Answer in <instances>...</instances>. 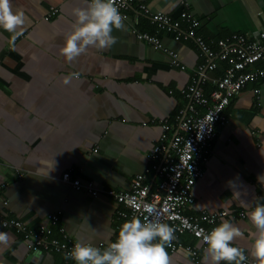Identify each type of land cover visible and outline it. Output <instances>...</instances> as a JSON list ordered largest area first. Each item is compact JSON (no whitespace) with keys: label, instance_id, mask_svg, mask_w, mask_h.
I'll list each match as a JSON object with an SVG mask.
<instances>
[{"label":"crops","instance_id":"0c3cea01","mask_svg":"<svg viewBox=\"0 0 264 264\" xmlns=\"http://www.w3.org/2000/svg\"><path fill=\"white\" fill-rule=\"evenodd\" d=\"M88 2L11 0L13 12L25 15V35L13 42V34L0 29V197L7 200L5 207L0 202V210L31 231L47 225L53 237L94 246L115 242L122 221L116 212L126 209L107 193L93 197L75 190L62 173L69 171L103 190L126 191L139 173L148 184L156 181L152 166L160 161L150 155L162 134L169 141L177 130L188 103L182 90L203 57L193 41L174 40L130 10L123 29L112 32L114 45L89 48L67 61L60 49L75 22L73 9ZM182 2L214 50L217 40L234 34L253 37L264 29V0H135L134 5L144 4L185 27L179 16ZM51 7L56 13L45 19ZM135 28L157 34L185 68L172 65L164 50L138 40ZM216 64L217 70L206 71L209 86L224 71L221 60ZM263 65L259 60L253 66ZM73 73L78 76L65 85L63 78ZM224 113L228 122L216 125L185 212L199 218L224 211L216 226L229 220L239 227L243 236L235 245L254 259L249 233L255 229L247 212L264 204V77L232 97ZM51 215L57 216L54 223ZM0 233L8 236L0 244V264H76L61 253L30 251L14 228L0 225ZM180 242L194 246L198 259L191 261L181 246L167 250L171 264H210L206 247L196 238L183 233Z\"/></svg>","mask_w":264,"mask_h":264},{"label":"built area","instance_id":"2783aa9c","mask_svg":"<svg viewBox=\"0 0 264 264\" xmlns=\"http://www.w3.org/2000/svg\"><path fill=\"white\" fill-rule=\"evenodd\" d=\"M134 2L135 0H116V7L125 18L124 21L128 18V12L134 10L137 13L135 17L139 15L147 17L151 24L172 35L174 40L191 39L203 57V63L194 71L193 80L182 90L188 100L186 110L171 139L167 141L166 135L162 134L152 150L151 158L160 161L158 165L152 166L156 181L148 184L145 175L139 173L131 179L128 190L116 191L100 189L92 181L82 182L78 178H72L69 171L63 172L61 179L70 183L75 190L86 192L93 197L107 193L114 202L123 205L126 210L116 212L117 217L122 220L119 229L124 222L136 217L142 221L147 218L167 223L175 230V240L166 250L172 252L182 246L189 254L190 260L197 261L198 250L191 245L183 246L180 236L188 233L206 247L202 239L197 236V232L200 229H204L205 232L210 231L216 227L217 217L226 213L220 211L219 214H203L197 218L188 215L185 207L193 202L192 188L203 174L202 165L209 154L216 125L228 122L224 111L230 99L249 82L264 77V65L261 68L253 66L257 61L264 60V29L257 31L253 37L234 34L230 38L217 40V50H214L199 34H196L199 23L190 14L188 3L182 2L183 8L179 14L181 21L187 23L183 28L178 20L162 12L152 11L144 4L134 5ZM54 13L56 10L51 7L45 19ZM132 32L138 40L167 52L172 65L185 68L180 62L178 53L164 48L157 34L136 28ZM24 35L22 33L17 38ZM217 59L225 61L227 65L223 74L212 80V88L206 93L203 87V83L208 80L206 71L216 68ZM257 91L258 89L254 90L255 93ZM163 122L162 128L167 129V120ZM18 176H21V173H18ZM0 202L4 207L7 204V200L1 197ZM145 205L151 206V214L145 210ZM50 219L54 223L57 216L51 215ZM0 225L20 231L28 249L32 252L51 251L61 253L65 257L77 243L68 236H51V228L47 225H40L36 231H31L24 222L7 217L1 210ZM109 244L99 242L93 247L103 251ZM86 245L91 244L86 243ZM244 254L247 259L243 264H257V261L246 252ZM68 260L74 261L70 258Z\"/></svg>","mask_w":264,"mask_h":264},{"label":"clouds","instance_id":"9594fccd","mask_svg":"<svg viewBox=\"0 0 264 264\" xmlns=\"http://www.w3.org/2000/svg\"><path fill=\"white\" fill-rule=\"evenodd\" d=\"M75 22L72 31L64 39L61 55L67 60L85 53L89 48L106 49L116 43L112 35L114 29L122 30L124 17L116 7V0H89L86 7L73 9ZM25 15L22 11L12 10L11 0H0V29L12 33L14 42L22 34ZM78 74H70L63 78L69 84ZM151 214V206L145 205ZM247 217L254 232L250 255L257 264H264V204H256L247 212ZM174 229L159 220L142 221L139 217L124 222L115 242L101 251L91 245L76 243L66 259L76 264H171L167 248L175 240ZM197 236L206 246V259L210 264H243L247 259L244 250L235 246V241L243 236V232L229 220H223L218 226L205 232L200 229ZM8 236L0 233V244H6Z\"/></svg>","mask_w":264,"mask_h":264},{"label":"trees","instance_id":"16d2710c","mask_svg":"<svg viewBox=\"0 0 264 264\" xmlns=\"http://www.w3.org/2000/svg\"><path fill=\"white\" fill-rule=\"evenodd\" d=\"M143 17L146 18V20H148L147 17H145V16H143ZM148 21H149V20H148ZM185 25H186V24H185ZM183 28H185V27L183 26ZM196 34H198L197 30H196ZM189 40H191V39H189ZM191 41H192V40H191ZM221 62H222V64H221L222 67H221V68L224 69V68L226 67L227 64H226L225 61H221ZM218 68H219V67H218ZM218 68L216 67L213 71L217 70ZM221 68H220V69H221ZM223 69H222V70H223ZM222 70L220 71L221 73H222ZM211 71H212V70H211ZM213 71H212V72H213ZM215 74H216V73H215ZM216 75H217V74H216ZM203 87H204L206 93H208V91L212 88V86H211V85L209 86V84H206V82L204 83V86H203ZM71 177H72V176H71ZM72 178H73V177H72Z\"/></svg>","mask_w":264,"mask_h":264}]
</instances>
